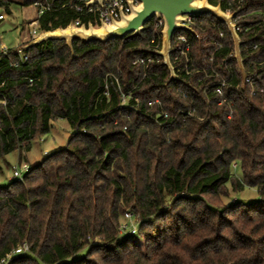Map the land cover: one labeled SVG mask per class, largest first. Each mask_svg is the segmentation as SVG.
I'll return each instance as SVG.
<instances>
[{"label": "trees", "instance_id": "16d2710c", "mask_svg": "<svg viewBox=\"0 0 264 264\" xmlns=\"http://www.w3.org/2000/svg\"><path fill=\"white\" fill-rule=\"evenodd\" d=\"M209 2L237 12L245 82L227 28L209 15L192 17L197 37L179 33L191 45L187 59L171 56L182 82L149 53L161 48L155 18L139 37L74 41L73 52L44 42L23 51L26 63L21 48L0 53V161L17 152L22 164L57 120L74 131L0 187V264L23 245L7 264H264V0ZM43 4L40 33L98 25L82 2ZM148 57V68L135 64ZM245 189L259 199L225 203ZM125 213L140 218L136 236L119 232Z\"/></svg>", "mask_w": 264, "mask_h": 264}, {"label": "water", "instance_id": "95a60500", "mask_svg": "<svg viewBox=\"0 0 264 264\" xmlns=\"http://www.w3.org/2000/svg\"><path fill=\"white\" fill-rule=\"evenodd\" d=\"M105 0H90L86 7H102ZM109 1V0H107ZM138 5L134 6L132 2L128 5L131 13L128 16H121V20L113 22L111 26L100 25L99 28L89 24L87 27L81 25L79 27L70 24L65 29H57L54 31H43L29 44L23 47L28 50L47 41L65 42L66 46L73 52L72 45L74 41L83 44L99 43L106 44L112 40H121L124 38L139 37L145 30L147 24L154 18L160 17L163 21L161 34V48L158 51H150L163 61V65L167 68L170 79L169 82H182L176 74L175 68L171 62L172 39L178 32L189 33L197 37L193 28L182 25L184 16L200 17L209 15L215 20L223 24L232 39L234 48V59L240 69L243 81L246 80V74L241 56L242 42L237 33L234 19L237 12L226 13L222 10L221 5H212L210 0H137Z\"/></svg>", "mask_w": 264, "mask_h": 264}, {"label": "rangeland", "instance_id": "374dc122", "mask_svg": "<svg viewBox=\"0 0 264 264\" xmlns=\"http://www.w3.org/2000/svg\"><path fill=\"white\" fill-rule=\"evenodd\" d=\"M0 53L15 48H21L36 38L40 31L37 26H30V23L38 18V10L34 6L22 7L19 3H12L8 7L0 6ZM94 27V26H93ZM36 30L33 35L32 31ZM49 133L36 140L31 151L26 155V163L30 167L39 165L47 156L65 148L74 131L71 130L65 120H57ZM47 153V155H45ZM19 154L17 152L6 156L0 161V187L7 186L12 180V168L18 165ZM25 163V162H24ZM241 175L240 169L236 170ZM259 199L254 189H245L243 192L230 193L226 204L232 201L252 202ZM142 244V240H137Z\"/></svg>", "mask_w": 264, "mask_h": 264}, {"label": "built area", "instance_id": "2783aa9c", "mask_svg": "<svg viewBox=\"0 0 264 264\" xmlns=\"http://www.w3.org/2000/svg\"><path fill=\"white\" fill-rule=\"evenodd\" d=\"M78 2H82L84 4V7L87 8L88 12H97L98 13V25L94 26L95 28H99L101 24L105 25V26H111L113 22H118L121 20V16H128L131 13V9L128 5L129 2H132L134 6L138 5V1L137 0H105L103 2L102 7H86V4L90 1V0H75ZM34 7L36 9H38V17L39 15L43 14V12L45 10L48 9V7L46 5L43 4V0H40L38 2H36L34 4ZM78 11H81V8H77ZM226 13L230 14V11L228 10ZM184 22H182V25L188 26L192 28V24H193V19L191 16H184ZM4 17L0 16V20H3ZM156 20V28L160 30H162L163 28V21L160 17L155 18ZM235 23V20H234ZM30 26H37L38 28V23L37 21H33L30 23ZM73 26L75 27H79L80 24L79 22H75L73 24ZM237 31L239 30V28H237ZM33 35L36 33V30L34 29L32 31ZM181 32H178L174 35L173 39H172V54L171 56H173L174 61L175 62H180L183 58L187 59L188 58V54L191 50V45L187 39V37L183 34H179ZM222 36V34H221ZM156 41L153 40L152 44H155ZM218 47H221V45H218ZM158 46L157 45H153V47L151 48V51H158ZM23 49L19 50L17 52V56L19 58V62L21 63H26L28 62V56H26L23 53ZM4 53H6L7 51H3ZM212 61V58L210 59ZM154 62V59L152 57H148V58H139L135 64L141 65V66H145L146 68L149 67L150 64H152ZM19 63L15 64V67L18 66ZM184 70L186 72L187 75L190 74V72L188 71V67L185 65ZM247 82H249V80H247ZM226 87V83L224 81H222L219 86L217 87V94L221 97H223V89ZM129 97L127 96H123L122 98V105H127ZM225 100H223L224 102ZM156 102H149V107H153L155 105ZM159 103V102H157ZM0 104L5 105V102L2 101L0 102ZM165 118H168V115L164 116ZM45 155H47V153H45ZM13 170V174L11 177V180L15 179L18 181H23L25 175L30 171V166L28 165V163H22V164H18L17 166L12 168ZM141 221L140 218L132 213H125L123 216V220L120 224L119 227V232L122 235H128V236H136L138 234V229H139V225H140ZM29 251V248L27 245H23L21 247H19L18 249H16L13 253L9 254L6 256V258L4 260L1 261V264H7L11 261V259L14 256H19L22 255L26 252Z\"/></svg>", "mask_w": 264, "mask_h": 264}, {"label": "crops", "instance_id": "0c3cea01", "mask_svg": "<svg viewBox=\"0 0 264 264\" xmlns=\"http://www.w3.org/2000/svg\"><path fill=\"white\" fill-rule=\"evenodd\" d=\"M19 47H20V46H19ZM19 47H18V48H19ZM24 162L26 163V161H24ZM24 162H22V163H24Z\"/></svg>", "mask_w": 264, "mask_h": 264}]
</instances>
